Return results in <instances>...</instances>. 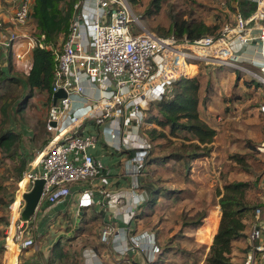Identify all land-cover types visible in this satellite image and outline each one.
<instances>
[{"label": "built area", "instance_id": "built-area-1", "mask_svg": "<svg viewBox=\"0 0 264 264\" xmlns=\"http://www.w3.org/2000/svg\"><path fill=\"white\" fill-rule=\"evenodd\" d=\"M249 1L256 8L248 17L237 7L233 20L217 35L193 40L186 36H162L147 29L130 0L76 1L69 33L62 49L56 51L52 83L53 93L63 89L66 96L58 100L59 112H51L47 120L51 133L48 143L18 183V197L11 204L8 243L11 240L20 251L36 244V213L23 220L22 211L23 195L39 178L45 180V185L38 208L62 203L75 185L82 188L79 207L93 204L88 185L106 168L93 154L101 134L105 143L117 151L135 150V155L126 159V173L133 177V188L139 189L151 148L143 132L145 126H151L146 122L144 104L162 99L178 78L196 76L204 66H224L264 84V0ZM33 5L34 0H19L12 26L0 21V57L8 61L11 56L12 64L24 74H29L32 67L35 47L47 46L45 35L38 39L25 29ZM253 40L259 41L261 61L245 65L240 45ZM50 108L52 111L53 104ZM261 110L264 113V104ZM89 121L98 132L86 129ZM108 121L111 127L106 128ZM259 150L264 152V141ZM123 198L120 194L110 202L120 204L122 213L128 212ZM256 213L259 215L260 210ZM262 234V226L254 224L248 236L250 251L246 264H264L258 262V253L264 252V244H257ZM100 239L112 245L118 258L124 257L127 264H131L130 251L147 256L148 262L154 261L160 252L157 243L129 236L110 223L101 230Z\"/></svg>", "mask_w": 264, "mask_h": 264}, {"label": "rangeland", "instance_id": "rangeland-1", "mask_svg": "<svg viewBox=\"0 0 264 264\" xmlns=\"http://www.w3.org/2000/svg\"><path fill=\"white\" fill-rule=\"evenodd\" d=\"M130 1L133 3L134 10L142 16L143 25L160 35L161 31L168 30L169 22L174 17L178 18L179 21L204 22L214 26L216 27V34L214 35H217L227 23L233 20L235 12L234 0H166L162 1L158 11H154L151 0ZM32 17L25 29L34 33L35 19ZM61 43L62 38L54 47H60ZM49 46L51 49L53 48V45L49 44ZM0 61L2 69H7L6 67L12 62L6 64L1 57ZM11 66L12 74L23 82L25 77L22 73L24 72L12 63ZM208 67H202L200 73H205L208 69L211 71L212 89L210 88L211 90L208 92V105H200V114L205 122L217 129V136L212 143L210 154L190 159L188 167L172 160H167L165 164L152 163L146 166L142 179V183L149 187L180 190L173 198H163V195L159 197L158 203L150 210H146L150 213L149 216L145 215L141 218L146 227L156 228L159 226L160 230H163L162 222H165V230L161 236L164 235L166 240L161 243L162 249L172 245L177 240L178 235H183L179 238L182 240L180 251L174 254L168 252L164 264H204L209 246L207 248L200 246L195 241L194 236L193 239L190 238L195 228L192 223L199 218L205 220L212 210H220L219 191L223 190L225 183L232 180L254 182L256 186L248 191V199L264 201V158L256 150L245 148L247 141L257 140L259 142L264 140V113L261 110V105L264 103V84L259 83L258 86V82L237 70L227 67L226 69L223 67L215 68V66ZM53 81L54 75L52 83ZM30 91L31 88L24 82L18 85H7L4 90H0V131L20 132L25 139L21 147H17L18 155L22 154L28 146L24 137L27 136L26 132L33 133L39 129L43 125L41 123L43 118H47L52 112L49 92L38 88L33 90L25 110L18 112V103ZM9 103L11 106L14 103V106L12 109L9 107V115L7 116L2 109ZM147 127H153V125L145 126V128ZM192 142L193 140L186 136H170L167 139L154 141V152L152 153L158 156L166 155L167 152L174 151L175 147L183 146V144L190 145ZM42 150L32 152L36 156L34 161L42 153ZM237 153H247L248 161L246 163L238 162L234 158ZM149 159L147 157L146 161ZM19 166L20 156L16 157L14 162L8 158L0 146V196L2 197L0 203V264H8L9 253H7V260L5 254L9 249L8 244L13 243L11 240L8 243L13 214L10 203L11 199L14 201L18 197L19 185L16 175ZM137 214L140 215L139 211ZM91 218L89 216L86 219L88 222L83 223V228L80 231L74 229L76 224L70 215L65 214L56 220L51 219L47 222L45 237L42 239L37 235L38 228L35 223L36 234L33 235L36 244L31 247L32 252L23 253L22 257L39 256L50 259L54 249L53 243L60 240L64 256L57 264H86L84 261L86 258L91 259L90 254L95 256L94 250L100 251L101 254L105 252L102 249V245L105 243L103 244L100 239V231L104 222L99 217H96L95 220ZM135 218L138 219L139 217L135 216ZM252 222L251 220L250 223ZM50 245L52 248H49ZM161 246L159 245V247ZM45 247L48 248L45 249ZM235 256L236 254L233 255V263L235 264H242L243 261L245 264L248 262L247 258L240 261Z\"/></svg>", "mask_w": 264, "mask_h": 264}, {"label": "trees", "instance_id": "trees-1", "mask_svg": "<svg viewBox=\"0 0 264 264\" xmlns=\"http://www.w3.org/2000/svg\"><path fill=\"white\" fill-rule=\"evenodd\" d=\"M76 1L77 0H34L32 18L35 19V28L33 35L38 39H40L42 35H45V45L49 46V44H51L53 48L51 49L47 46L40 47L39 45L35 47L33 51V64L29 74L22 73L25 77L23 82L31 88V91L27 95H24L18 103V112H23L25 110L35 88L47 90L49 92V103L50 105L52 104V79L56 69V51L62 49V44L69 33V26L74 12L73 5ZM162 1L166 0H151L154 11H158L161 8ZM233 6L236 10L237 5ZM238 7L243 15L248 17L254 11L256 5L249 0H240ZM169 24L170 26L167 31L160 30L162 36L175 35L178 38L186 36L193 40L205 35L216 34V27L207 25L204 22L194 23L185 20L179 21L178 18L174 17L170 20ZM61 38L62 43L60 47H54L60 42ZM9 61H11V56L8 59V62ZM11 63L8 65V71L0 67V90H4L7 85H18L23 83L21 79L12 74ZM218 67L226 69L224 66H215V68ZM212 78L209 69L205 73H199L193 77L182 76L172 83L162 99L148 103V106L145 108L146 122L151 126L153 125V127H147L143 132L149 139L151 146L148 159L152 154L153 155L146 161L144 172L146 171L147 165H151L152 163L165 164L167 160L179 162L182 163L184 167H188L190 159L208 156L210 154L212 143H214L217 136V129L202 119L200 105H208V92L212 89ZM247 82L249 83V81ZM258 84L259 83H257V85ZM13 106L14 103H12V106L11 103H9L6 107H3V113L8 116L9 107L12 109ZM42 126L45 127L46 134L43 137L40 149L46 146L51 137V133L47 130L46 123ZM22 135V133L13 130L0 131V146L8 158L15 162L16 157L20 156V166L17 169L16 175L17 183L22 180L24 173L28 171L30 166L29 157L26 155L25 149L22 152L23 155H18L17 147H21L24 141ZM180 135L181 137L186 136L192 139L193 142L190 143V145L183 144V146L175 147L176 149L174 151L167 152L168 154L166 155L158 156L152 153L154 152V141L167 139L170 136L178 137ZM33 140L37 141L35 137ZM263 141H247L245 148L247 150H256L257 153L264 158V152L259 150V146ZM133 155H135V150L129 151L128 157L131 158ZM246 155L248 154L237 153L234 155V158H236L238 162L246 163L248 161ZM143 176L144 174L140 178L139 189H146L149 195L139 211L140 215H135L138 216L139 219L143 218L145 215L149 216L150 213L146 210L153 208L162 195L163 198H173L176 193L180 192L179 189L171 190L165 187L156 188L146 186L142 183ZM253 186H256L254 182L232 180L225 183L223 185V190L219 191V205L222 214H220L215 228L213 219L210 217L209 226L207 228L203 226L199 229V231L202 232L200 235L201 241L207 244L210 242L207 233L208 229L214 231L211 240L213 243L205 258L204 264H235L233 263V255L236 254L235 257L240 261L245 260L244 258L247 257L250 251V245L248 242L249 235L247 234L248 225L245 220L254 218L259 221L261 218H264V201H253L248 199V191L253 188ZM1 202L2 197L0 196V203ZM12 203L13 201L11 199L10 204ZM258 209L260 210L259 215L256 213ZM87 211L88 209L85 210V216L81 219L80 226L77 229L78 231L82 230L83 223L88 222L86 220L89 217ZM212 214H214V210L210 212V215ZM100 216L101 215L96 213L91 216V219L95 220L96 217ZM205 216L203 215V218ZM192 224L196 229L200 228L203 224V220L199 218ZM181 237L182 235H178L177 238L179 239ZM159 239L160 237L158 238V246L161 245V240L159 241ZM60 244V241L55 243L52 256L48 259V264H57L58 261L62 260L64 253L61 250ZM29 248L31 247L25 249L27 250ZM178 251H180L179 248L169 245L165 247L164 251L161 250V252L158 253L156 259L152 261V263H165L166 252L174 254ZM242 264H245V261H243Z\"/></svg>", "mask_w": 264, "mask_h": 264}, {"label": "crops", "instance_id": "crops-1", "mask_svg": "<svg viewBox=\"0 0 264 264\" xmlns=\"http://www.w3.org/2000/svg\"><path fill=\"white\" fill-rule=\"evenodd\" d=\"M234 1H235V5H237L238 7L239 2L236 0ZM18 2L19 0H0V21H2L7 27L12 26L11 20L15 13ZM254 33L256 32L254 31ZM259 47H260L259 41L257 40L246 42L240 45V48H241L240 54H242V57L244 60L243 62L245 65H249L250 61H255V62L261 61ZM2 60H4L6 64L8 63L7 59L2 58ZM1 65L2 63L0 61V67ZM6 68L7 69H4V70L8 71V67ZM90 94H95V92L90 91ZM144 105L146 108L148 106V103H145ZM259 109H260V106H259ZM82 111H80V113ZM49 117L50 116H48L47 118H43V121L41 123H43V125L47 123V120ZM87 124H88L87 128L85 127V125H83L82 129L86 128L88 131L97 130L98 132L97 127L93 123L89 121ZM105 127L106 128L111 127V123L108 121ZM26 133H27V136H24V137L26 138V142L28 143V146L25 148L26 150L25 153L26 155H28L29 161H30L29 165H31L32 161H34L33 159L36 158V156H34L35 153H32V152L39 151L40 146L42 144L43 137L46 134V130L44 126H40L39 129L35 130V132L33 131V133L32 132H26ZM34 137L37 139V141L33 140ZM101 137H100L97 148L93 150V154L102 160L106 168L104 169L102 175L94 179L90 183V185H88L91 188L93 204L90 207H85L84 213H85V210L88 209L87 211L88 216H92L93 214H96V213L101 215L99 219L102 222H104V224L101 227V230L107 224L110 223L118 227L120 230H124V232L126 231L127 235L129 236L130 235L138 236L141 239H145L146 241H149V243L155 242L158 244H159L158 238L160 237L159 241L161 240V243H164L166 238H164V235L161 236V234L163 230H165V222H162L163 230H160L159 226H157L156 228L146 227L144 225V222L141 219L135 218V215L137 214V212L141 210L143 203L148 199V191L143 188L141 189L133 188V184H134L133 177H131L130 175L126 173V167H127L126 159L129 158L128 157L129 151L128 150H125V152L117 151L105 143V140L102 134H101ZM41 148L43 149V147ZM42 149H40V151ZM130 151H133V150H130ZM30 168L31 167L29 166V169ZM81 192H82L81 186L75 185L72 188V192L70 196H68L65 199V201H63L62 203H59L53 206L45 204L36 210L35 223L38 228L37 235L39 238L42 239L45 237V232L47 230L48 221H50L51 219L56 220V218L64 216L65 214L70 215L74 219V223L76 224L74 229L77 230L79 228L81 219L85 216L84 215L81 219L79 218V198L81 196ZM120 194H122L124 197L123 198L124 200L122 203H125L127 205L128 212L122 213L123 211L122 208H119L120 204H118V206H115V204L110 203L111 200L114 198V196H118ZM220 214H222L221 209L215 210L214 214L212 215H210L209 213L206 216L205 220H203V224L201 225V227L197 229L194 228L193 235L190 238L193 239V236H194L195 241L198 242L200 246L201 245L204 247L206 246V248L209 246L208 249H210L213 243L211 242V240H212V235L214 231H211V229H208L207 233H208V238L210 242L209 244H207L201 241L200 235L202 234V232L199 231V229H201L203 226L205 228L209 226L210 217L213 219V225L215 228ZM251 220L253 221L252 223H250ZM245 222L248 225L247 227L248 235L254 224L258 223L262 226L263 234H262V237L257 240V244L258 245L264 244V218H261L259 221L254 218H249V219H246ZM33 234L34 235L36 234L35 231L33 232ZM176 239L177 240L175 242L173 241L174 243H172V245L170 246L181 248L182 240H179L178 238ZM199 241H201L202 243ZM55 243H57V241H55L53 244L55 245ZM52 245H50L49 248H52ZM7 247H9V249H7L8 252L6 251L5 259L7 260V253H9L8 264H11V263L13 264L14 261H15L14 264H47L48 263V259H45L46 257L45 258H42L39 256H34L32 258L22 257L23 253L32 252V248H29L27 250L25 249L21 252L17 248V245H15L14 243H9ZM46 248L48 247H45V249ZM102 249L105 251L102 254L99 253L100 251L96 252L93 249L95 251V252L93 251V253H95V256L92 259L86 258V261L84 262H86V264H127L124 257L118 258V253L113 249L112 245H110L109 243L102 245ZM160 249L164 251L165 248L163 247L162 249V246H161ZM208 249H207L206 254H208L209 252ZM16 251H18V253H16ZM167 254L168 252H166L165 255ZM248 256L249 254H247V257H246L247 260H248ZM23 258L24 259L26 258V260H23ZM128 258L131 259V264H159L157 262L152 263V261L148 262L147 256L142 255L140 253H136L135 251H130ZM258 259H259L258 261L259 263H264V252L258 253ZM6 260H5V263H6ZM161 264H164V263H161Z\"/></svg>", "mask_w": 264, "mask_h": 264}, {"label": "water", "instance_id": "water-1", "mask_svg": "<svg viewBox=\"0 0 264 264\" xmlns=\"http://www.w3.org/2000/svg\"><path fill=\"white\" fill-rule=\"evenodd\" d=\"M65 96H66V93L63 89H60L57 92L53 93L52 115L55 112H59V107L57 105L58 100ZM44 185H45V180L39 178L35 181L32 189L23 195V199L25 201L24 209L22 211L23 220H29L35 214L36 210L38 209L41 197H42ZM83 216H84V208L79 207V218L81 219Z\"/></svg>", "mask_w": 264, "mask_h": 264}]
</instances>
